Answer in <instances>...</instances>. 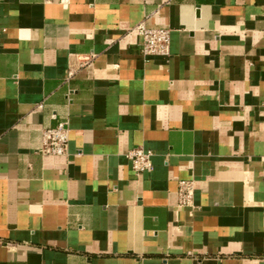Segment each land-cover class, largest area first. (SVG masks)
I'll return each mask as SVG.
<instances>
[{
    "label": "crops",
    "instance_id": "0c3cea01",
    "mask_svg": "<svg viewBox=\"0 0 264 264\" xmlns=\"http://www.w3.org/2000/svg\"><path fill=\"white\" fill-rule=\"evenodd\" d=\"M0 27V264H264V0H0Z\"/></svg>",
    "mask_w": 264,
    "mask_h": 264
},
{
    "label": "built area",
    "instance_id": "2783aa9c",
    "mask_svg": "<svg viewBox=\"0 0 264 264\" xmlns=\"http://www.w3.org/2000/svg\"><path fill=\"white\" fill-rule=\"evenodd\" d=\"M135 29L140 34L141 53L144 57L167 56L170 53L169 28L150 27L145 22L138 24ZM2 28L0 27V33ZM68 93L67 97L69 98ZM69 124L61 121L57 126L42 131L43 145L40 153L44 155H67L69 153ZM132 161V168L136 173L150 172L153 170L152 152L138 147L128 152ZM195 192L193 180H181L178 186L179 201L182 205H191Z\"/></svg>",
    "mask_w": 264,
    "mask_h": 264
}]
</instances>
